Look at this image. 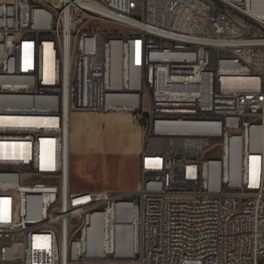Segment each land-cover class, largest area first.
Instances as JSON below:
<instances>
[{"label": "built area", "instance_id": "built-area-1", "mask_svg": "<svg viewBox=\"0 0 264 264\" xmlns=\"http://www.w3.org/2000/svg\"><path fill=\"white\" fill-rule=\"evenodd\" d=\"M258 1L0 0V264H264ZM82 111L140 127L135 188L72 187ZM122 205L134 252L89 255Z\"/></svg>", "mask_w": 264, "mask_h": 264}, {"label": "rangeland", "instance_id": "rangeland-1", "mask_svg": "<svg viewBox=\"0 0 264 264\" xmlns=\"http://www.w3.org/2000/svg\"><path fill=\"white\" fill-rule=\"evenodd\" d=\"M255 8L260 13H264L263 1H258ZM96 24L111 29V25L103 22ZM147 105V100H144V106ZM79 113L81 115L89 114L91 117H100L106 114L90 111ZM129 119L132 123L133 121L130 116ZM102 127L104 129L103 138L105 140L103 150L94 147H90L88 150L86 132H83V134L72 140L70 173L72 187L80 190L106 189L111 192L135 188L140 179V172L137 156L129 154L126 150V145H131L132 142L130 139V126L125 122H117L113 127L114 131H110L111 125L104 121ZM82 128L83 125L81 126ZM74 264L135 263L130 260H103Z\"/></svg>", "mask_w": 264, "mask_h": 264}, {"label": "bare ground", "instance_id": "bare-ground-1", "mask_svg": "<svg viewBox=\"0 0 264 264\" xmlns=\"http://www.w3.org/2000/svg\"><path fill=\"white\" fill-rule=\"evenodd\" d=\"M60 2H67V0H60ZM7 45L8 46H20V38H15V34H7ZM130 64L132 63V69L137 73V55L134 54L132 60L130 59ZM133 85L134 81L133 77ZM234 83V82H232ZM241 85H249L247 79H242L239 82H235ZM107 115V114H106ZM111 115V114H110ZM109 116V115H108ZM119 116V115H116ZM114 117V116H113ZM109 121V120H108ZM80 124L73 135H80L81 132ZM94 132V131H93ZM113 217V218H112ZM114 220V228L118 227L116 230H113L112 236L109 233H106L105 229L101 227L102 217L97 218L94 221V224L91 228L89 234V241L87 242V251L89 255H98V256H113V257H129L135 250V239L133 231L130 227L120 225L123 221H132L133 212L130 208H125L122 205L118 210L113 213L106 215L105 220ZM68 264V263H67Z\"/></svg>", "mask_w": 264, "mask_h": 264}, {"label": "crops", "instance_id": "crops-1", "mask_svg": "<svg viewBox=\"0 0 264 264\" xmlns=\"http://www.w3.org/2000/svg\"><path fill=\"white\" fill-rule=\"evenodd\" d=\"M106 114L100 117H91L89 114L81 115L80 113H73L71 116V122H72L71 142L74 138L78 137L77 135H73V132H75L77 127L80 124H82L83 128L80 132V135L83 134V132H86V142H87L88 150L90 147L103 150L104 149L103 143L105 141L103 138V134H104L103 133L104 129L102 127L103 122L106 121L109 123V125H111L110 131H114L113 127L117 122H125L130 126L131 129L130 139L132 141L131 145H126V150L129 154L137 156L139 162L140 159L139 153L142 147V139H143V133L140 127L134 126L132 124L133 122L131 123L129 116L127 115L113 114V113H106Z\"/></svg>", "mask_w": 264, "mask_h": 264}]
</instances>
